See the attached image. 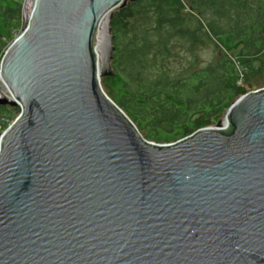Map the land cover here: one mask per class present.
<instances>
[{"label": "water", "instance_id": "obj_1", "mask_svg": "<svg viewBox=\"0 0 264 264\" xmlns=\"http://www.w3.org/2000/svg\"><path fill=\"white\" fill-rule=\"evenodd\" d=\"M24 0L0 78V264H264V88L176 142L105 93L126 0Z\"/></svg>", "mask_w": 264, "mask_h": 264}, {"label": "trees", "instance_id": "obj_2", "mask_svg": "<svg viewBox=\"0 0 264 264\" xmlns=\"http://www.w3.org/2000/svg\"><path fill=\"white\" fill-rule=\"evenodd\" d=\"M23 2L0 0V57L22 30ZM110 27L113 74L101 86L155 143L215 125L264 76V0H126ZM15 113L0 105L2 130Z\"/></svg>", "mask_w": 264, "mask_h": 264}, {"label": "rangeland", "instance_id": "obj_3", "mask_svg": "<svg viewBox=\"0 0 264 264\" xmlns=\"http://www.w3.org/2000/svg\"><path fill=\"white\" fill-rule=\"evenodd\" d=\"M24 24V20L22 22ZM19 33V32H18ZM18 35V34H17ZM16 35V36H17ZM208 51L204 52L203 54H207ZM1 59V57H0ZM253 86L251 87V90L250 91H256V90H260V89H263L264 88V76H261L259 79L256 78L255 81H253ZM104 90V89H103ZM18 115V113H15L14 117H13V120L15 119V117ZM129 118V117H128ZM222 119L224 120V115L222 117ZM12 120V121H13ZM134 124V123H133ZM135 125V124H134ZM136 126V125H135ZM139 133L141 134V136L144 138L145 137V134L139 130ZM146 139V138H145ZM147 140V139H146ZM148 141H151V140H148ZM153 142V141H152Z\"/></svg>", "mask_w": 264, "mask_h": 264}, {"label": "built area", "instance_id": "obj_4", "mask_svg": "<svg viewBox=\"0 0 264 264\" xmlns=\"http://www.w3.org/2000/svg\"><path fill=\"white\" fill-rule=\"evenodd\" d=\"M0 92H2L4 95H9V91L3 81L0 78ZM4 130V129H3ZM0 126V132L3 131Z\"/></svg>", "mask_w": 264, "mask_h": 264}, {"label": "bare ground", "instance_id": "obj_5", "mask_svg": "<svg viewBox=\"0 0 264 264\" xmlns=\"http://www.w3.org/2000/svg\"><path fill=\"white\" fill-rule=\"evenodd\" d=\"M34 0H31L28 4H27V11L29 12L33 6Z\"/></svg>", "mask_w": 264, "mask_h": 264}]
</instances>
